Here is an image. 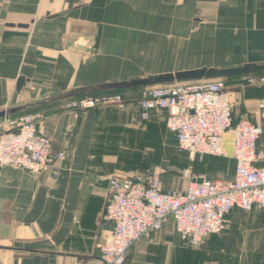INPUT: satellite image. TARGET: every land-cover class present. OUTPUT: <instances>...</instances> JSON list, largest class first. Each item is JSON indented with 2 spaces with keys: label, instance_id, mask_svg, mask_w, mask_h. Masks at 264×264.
I'll return each mask as SVG.
<instances>
[{
  "label": "crops",
  "instance_id": "obj_1",
  "mask_svg": "<svg viewBox=\"0 0 264 264\" xmlns=\"http://www.w3.org/2000/svg\"><path fill=\"white\" fill-rule=\"evenodd\" d=\"M164 1L166 8L177 7L170 6L174 0ZM162 8L163 0H0V109L42 100L22 114L41 112L38 131L51 140L53 155H64L55 162L56 176L51 172L33 174L14 166L0 168V264H90L99 256L98 245L114 228L104 219L113 170L112 157L106 154V129L117 126L130 131L129 118L116 123L111 115L123 111L128 112L127 117L133 111L139 115L141 91H101L99 85L140 75L123 71L116 64L123 58L120 49H131V39L132 47L153 49L148 58L142 53L134 57L136 62L149 64L144 72L150 75L200 68L195 60L184 61L185 67L178 70L160 68L156 51L163 45L176 46L173 41L177 40L163 36L160 31L166 30L160 27L136 28L143 35L130 37L131 15L145 16L148 9ZM256 13L259 16L246 28L232 21L236 19H224V27L213 38L197 45L212 49L210 64L264 63L252 60L264 59V11L254 9ZM233 22L237 26L225 29ZM146 31L160 33L147 35ZM81 35L93 36L94 45L93 41L90 48L76 43V36ZM235 50L243 58H231ZM21 78L24 85L18 90ZM79 88L87 90L66 97ZM245 88L235 87L238 108L236 114L233 112L234 121L248 119L264 125L254 105L264 100V87ZM117 92L125 97L123 110L65 108L72 99ZM161 113L165 118L167 112ZM148 122V127H156L160 121L155 118ZM163 124L177 144L167 131L165 119ZM226 151L232 156L230 134L226 135ZM233 164L235 171L234 160ZM234 171L227 180L233 178ZM228 218L227 230L208 236L199 248L184 243L168 223L152 235L154 243L143 239L135 244L124 264H264V208L250 214L235 208Z\"/></svg>",
  "mask_w": 264,
  "mask_h": 264
},
{
  "label": "built area",
  "instance_id": "obj_2",
  "mask_svg": "<svg viewBox=\"0 0 264 264\" xmlns=\"http://www.w3.org/2000/svg\"><path fill=\"white\" fill-rule=\"evenodd\" d=\"M237 86L264 87V73L238 77ZM224 79L200 80L150 86L140 91V119L167 112V131L178 147L196 156H225L226 135L233 136L232 179L195 177L185 171L184 189H165L158 174L112 175L104 219L114 228L98 245L100 255L90 264H124L130 249L172 223L179 238L192 247L210 235L225 231L228 215L235 208H264V125L233 118L231 92ZM121 93H103L72 99L65 108L87 111L109 105H124ZM264 118V100L254 102ZM41 112L0 119V168L14 166L33 174L51 172L63 153L52 154L51 140L38 131Z\"/></svg>",
  "mask_w": 264,
  "mask_h": 264
},
{
  "label": "rangeland",
  "instance_id": "obj_3",
  "mask_svg": "<svg viewBox=\"0 0 264 264\" xmlns=\"http://www.w3.org/2000/svg\"><path fill=\"white\" fill-rule=\"evenodd\" d=\"M173 4H176L177 7L174 8L172 6ZM166 6L167 3L163 0V8L161 10L148 9L145 16L139 17L131 15L129 26L131 38L143 35L142 33L144 32H139L136 28L143 30L142 28L149 27H151L149 29L155 30L160 27L161 30H166L160 31L163 36L171 38L176 37V43L173 41L176 46L163 45L162 48L156 51V57L160 56L161 58V69L178 70L185 67V63L183 64V62L186 60H195L197 63L195 66L200 68L204 66L228 68L243 65L245 62L250 61L227 63L229 65L210 64L209 62L212 61V57L209 55H211L212 49L198 48L197 45H203L207 39L213 38L215 33L224 27H222V21L224 19H236L232 21L239 24V27H248L249 21L255 20V18L259 16H257V13L254 14V9L258 10V13L264 11V0H174L170 5L172 6L171 8H166ZM175 11L177 13H175ZM227 12L231 14H226ZM137 22L138 25H136ZM235 22L225 26V29L228 31L231 30L233 26H235ZM160 32L158 31L156 33ZM156 33H154V31L145 32L147 35ZM92 34L93 36L95 35V33ZM102 35H104V33ZM87 36H76L77 39H75V42L82 46L88 45L86 47L90 48V42L93 41L94 45V40L93 36ZM105 36L106 34L104 37ZM192 39H194V41ZM130 44L131 49H129V51H127V49H120L119 54H121L123 58L120 59V63L117 62L116 64L119 65L123 71L130 70V74H140L139 76L141 77L150 75L151 73L144 72L147 71L145 70V66H149V64L140 61L136 62L137 59L134 57L142 53V56L148 58L153 54V49H150V47H147L149 49L132 47V44H134L132 39ZM92 49L95 50V48ZM92 49L91 51H93ZM116 50L117 49H114L115 52ZM248 50L251 52L250 49ZM193 53H195V55ZM231 54V58H234L235 61L237 60L236 58H243L242 55H240L241 53L237 50L233 51ZM115 56L118 55L115 54ZM252 60L264 61V59L261 58ZM238 77L241 76L224 78L228 89L240 87L234 82ZM253 87L255 88V86H247L245 89L247 91ZM139 89L142 90L144 88ZM129 90L130 89H127L126 91ZM230 92L232 94L233 112L236 114L238 100L235 98L234 90ZM88 96L89 95L86 97ZM109 107L122 108L124 106L109 105L102 108ZM125 109H127V107ZM123 112L122 114L115 113L111 116H113V121L116 123L125 122V120L129 118L132 126L130 131L126 132L124 128H117V126L106 129V154L112 157L113 166L111 175H129L134 173L144 176L158 174L161 177L163 188H174L179 190L184 189L189 182V178L184 175L187 170H190L195 177L205 176L210 179L227 180L232 176L234 164L230 151H226L223 157H210L205 155L196 156L192 159L190 154L181 150L173 137L166 132L163 124L165 118L161 112L156 113L154 117H152V119L156 118V120L160 121L156 127H148L149 122H142L135 111H133L129 117L126 116V113H128L127 111ZM236 209L243 214H250L253 212L245 211L240 208ZM227 220L229 224V218ZM228 224L225 231L228 228Z\"/></svg>",
  "mask_w": 264,
  "mask_h": 264
},
{
  "label": "water",
  "instance_id": "obj_4",
  "mask_svg": "<svg viewBox=\"0 0 264 264\" xmlns=\"http://www.w3.org/2000/svg\"><path fill=\"white\" fill-rule=\"evenodd\" d=\"M25 26V25H22ZM264 73V63H245L243 65L218 68V67H202L191 70H181L176 72L146 75L144 77L135 76L130 77L124 81L107 82L99 85V90H120V89H132V88H145L163 84H178L184 82H193L200 80H213L224 79L228 77L245 76L250 74ZM24 85V80L21 78L17 83V89L19 90ZM87 89L79 88L68 92L66 97H72L86 92ZM227 91L237 89H226ZM41 101H34L17 107H11L7 109H0V119L5 116H16L25 113L30 107L39 104ZM96 255H100V250H97Z\"/></svg>",
  "mask_w": 264,
  "mask_h": 264
},
{
  "label": "trees",
  "instance_id": "obj_5",
  "mask_svg": "<svg viewBox=\"0 0 264 264\" xmlns=\"http://www.w3.org/2000/svg\"><path fill=\"white\" fill-rule=\"evenodd\" d=\"M124 104H125V103H124ZM116 106H120V105H116ZM150 119H151V118H150ZM150 119H149V120H150ZM228 216H229V215H228Z\"/></svg>",
  "mask_w": 264,
  "mask_h": 264
}]
</instances>
